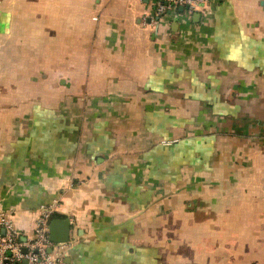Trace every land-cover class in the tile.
Returning <instances> with one entry per match:
<instances>
[{
    "label": "crops",
    "instance_id": "crops-1",
    "mask_svg": "<svg viewBox=\"0 0 264 264\" xmlns=\"http://www.w3.org/2000/svg\"><path fill=\"white\" fill-rule=\"evenodd\" d=\"M182 7L0 0V212L22 239L56 205L68 264H264V0Z\"/></svg>",
    "mask_w": 264,
    "mask_h": 264
},
{
    "label": "built area",
    "instance_id": "built-area-1",
    "mask_svg": "<svg viewBox=\"0 0 264 264\" xmlns=\"http://www.w3.org/2000/svg\"><path fill=\"white\" fill-rule=\"evenodd\" d=\"M205 0H154L157 19L182 7H195ZM30 239H22L10 212H0V264H68L65 261V243L50 239V224L56 213V205H42L39 209ZM51 248V251L49 250ZM27 252H24V250ZM25 261L27 263H25Z\"/></svg>",
    "mask_w": 264,
    "mask_h": 264
},
{
    "label": "water",
    "instance_id": "water-1",
    "mask_svg": "<svg viewBox=\"0 0 264 264\" xmlns=\"http://www.w3.org/2000/svg\"><path fill=\"white\" fill-rule=\"evenodd\" d=\"M180 9H183L181 7ZM60 224H64V231L61 235H59V232H57ZM50 239L54 243H64L68 242L70 240V223L69 220H61V219H53L50 224ZM51 251V248L49 249ZM24 252H27L25 249ZM25 263H27L25 261Z\"/></svg>",
    "mask_w": 264,
    "mask_h": 264
},
{
    "label": "rangeland",
    "instance_id": "rangeland-1",
    "mask_svg": "<svg viewBox=\"0 0 264 264\" xmlns=\"http://www.w3.org/2000/svg\"><path fill=\"white\" fill-rule=\"evenodd\" d=\"M43 73H44L43 69H39V70H37V74H43ZM37 82H39V81H37ZM42 82H43V81H42ZM51 83H53V85H54L56 88H58V87L60 86L58 80H52Z\"/></svg>",
    "mask_w": 264,
    "mask_h": 264
},
{
    "label": "trees",
    "instance_id": "trees-1",
    "mask_svg": "<svg viewBox=\"0 0 264 264\" xmlns=\"http://www.w3.org/2000/svg\"><path fill=\"white\" fill-rule=\"evenodd\" d=\"M167 14H169V13H167ZM165 143H166V141H164ZM175 145V144H174Z\"/></svg>",
    "mask_w": 264,
    "mask_h": 264
}]
</instances>
